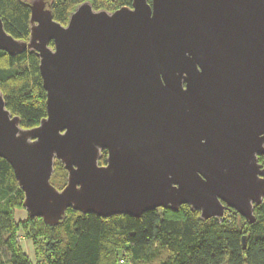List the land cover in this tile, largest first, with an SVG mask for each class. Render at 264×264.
Listing matches in <instances>:
<instances>
[{
  "label": "water",
  "instance_id": "obj_1",
  "mask_svg": "<svg viewBox=\"0 0 264 264\" xmlns=\"http://www.w3.org/2000/svg\"><path fill=\"white\" fill-rule=\"evenodd\" d=\"M23 1L29 37L14 39L0 19V52L35 53L46 117L22 129L0 90V159L29 220L55 226L68 209L139 219L188 206L203 222L227 210L256 222L264 0H132L114 12L84 2L65 26L47 0ZM56 162L61 190L50 183Z\"/></svg>",
  "mask_w": 264,
  "mask_h": 264
},
{
  "label": "trees",
  "instance_id": "obj_2",
  "mask_svg": "<svg viewBox=\"0 0 264 264\" xmlns=\"http://www.w3.org/2000/svg\"><path fill=\"white\" fill-rule=\"evenodd\" d=\"M108 1L101 4L98 0H47L53 19L63 26L84 2H89L95 11L107 12L132 3ZM0 19L11 37L28 39L30 10L23 0H0ZM38 64L34 52L14 57L0 52V90L6 109L20 119L22 129L35 128L46 117V93ZM106 156L103 152L100 165L105 164ZM59 174L64 175V187L66 173L56 162L53 183H63ZM22 202L23 194L11 168L0 159V264H32L16 243L18 230L24 226L30 227L24 234L32 242L36 264H264V203L255 209L253 225L232 210L225 214L231 220L224 215L222 219L203 222L198 212L181 206L177 212L158 209L139 219H103L68 209L57 225L48 226L40 219L28 218L18 225L13 209L22 210ZM35 222L37 225L31 227L30 223ZM40 248L44 251L42 256Z\"/></svg>",
  "mask_w": 264,
  "mask_h": 264
},
{
  "label": "rangeland",
  "instance_id": "obj_3",
  "mask_svg": "<svg viewBox=\"0 0 264 264\" xmlns=\"http://www.w3.org/2000/svg\"><path fill=\"white\" fill-rule=\"evenodd\" d=\"M99 1V3H101V4H107L109 1L108 0H98ZM111 9H113L114 8V2H112L111 3ZM59 181L62 183V184H56V183H53V180L51 179L50 180V182L52 183V185L55 187V188H57V189H60L61 187H63V185H64V181H63V179H64V175L63 174H59ZM21 211L22 212H24V210L22 209V210H20V209H18V208H16V209H13V213H14V220L16 221V223L18 224V225H22V223H25L26 221H27V215L26 214H24V215H22L23 217L22 218H19V214L21 213ZM25 213V212H24ZM226 216V215H225ZM224 216V217H225ZM225 219H227V220H231V218H230V216L229 215H227L226 217H225ZM21 221V222H20ZM23 225H25V224H23ZM27 225V224H26ZM37 225V222H35V223H30V226L31 227H34V226H36ZM19 228V227H18ZM24 229L22 230L21 228H19V230H18V233H17V236H16V243L18 244V245H20V248H21V250H22V252L24 253V255L26 256V258L29 260V261H31V263L32 264H36L35 263V259H33L32 260V257H33V252H34V250H33V245H32V242L30 241V240H28L27 238H26V235L24 234V233H27L28 232V229L30 228H28V226H24L23 227ZM42 245H44V244H42ZM44 248V247H43ZM43 248H40V250H39V253H40V255L42 256L43 255V253H44V251H43Z\"/></svg>",
  "mask_w": 264,
  "mask_h": 264
},
{
  "label": "flooded vegetation",
  "instance_id": "obj_4",
  "mask_svg": "<svg viewBox=\"0 0 264 264\" xmlns=\"http://www.w3.org/2000/svg\"><path fill=\"white\" fill-rule=\"evenodd\" d=\"M260 158H262V159H260L259 164H260L262 167H264V156H262V157H260ZM228 211H231V210H227V211L225 212V214L228 213Z\"/></svg>",
  "mask_w": 264,
  "mask_h": 264
},
{
  "label": "crops",
  "instance_id": "obj_5",
  "mask_svg": "<svg viewBox=\"0 0 264 264\" xmlns=\"http://www.w3.org/2000/svg\"><path fill=\"white\" fill-rule=\"evenodd\" d=\"M25 212V211H24ZM24 212H22L21 211V213L19 214V218H22L23 216L22 215H24V214H26V213H24ZM16 222V221H15ZM21 222V221H20ZM34 259V252H33V257H32V260ZM31 262V261H30Z\"/></svg>",
  "mask_w": 264,
  "mask_h": 264
}]
</instances>
